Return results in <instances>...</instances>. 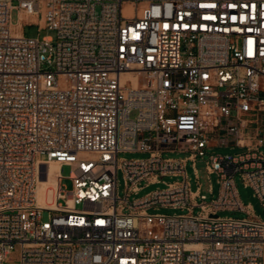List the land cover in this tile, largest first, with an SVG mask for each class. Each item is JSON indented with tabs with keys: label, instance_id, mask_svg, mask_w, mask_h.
<instances>
[{
	"label": "built area",
	"instance_id": "2783aa9c",
	"mask_svg": "<svg viewBox=\"0 0 264 264\" xmlns=\"http://www.w3.org/2000/svg\"><path fill=\"white\" fill-rule=\"evenodd\" d=\"M216 147L243 152L207 157ZM51 163L53 208L37 193ZM161 176L183 180L130 202ZM237 177L264 207V0H0V264H264ZM159 206L188 213H148Z\"/></svg>",
	"mask_w": 264,
	"mask_h": 264
},
{
	"label": "rangeland",
	"instance_id": "374dc122",
	"mask_svg": "<svg viewBox=\"0 0 264 264\" xmlns=\"http://www.w3.org/2000/svg\"><path fill=\"white\" fill-rule=\"evenodd\" d=\"M127 14L130 15L131 13L129 10H126ZM12 21L14 24H17L19 22V14L18 11L15 10L12 12ZM26 33L30 35H37L39 34L40 37H54L55 38V32L49 31V30H43L40 33H38V27H27ZM63 80H60L61 87L63 86ZM243 150L235 149V148H212L207 151V157L211 155H234L236 153H241ZM191 154L190 153H167L164 155L165 158H187ZM150 155L148 153H133V152H125L120 153L119 157L121 159L125 160H136V159H147ZM206 159L201 160L198 159V162L196 163V169L198 171L199 175V183L202 185V192L201 194L207 195L208 201L210 202L213 199H216L219 195V188L220 185L218 183V177L216 174L209 175L206 171ZM72 168L70 166H63L61 168V174L66 179L63 180V187L66 190H71L73 188V183L71 180L68 179V177L71 175ZM186 172L189 179V182L191 184L192 191H197L198 184L197 179L195 176V170L193 167V163L190 161L186 165ZM159 182L147 184L146 182H143L140 184V187H142L141 190L138 192L132 193L130 195V202H133L138 199H142L146 197L148 194L153 193L155 191L164 190L167 188L168 184L174 183L176 181H182V177H172V176H161L158 178ZM210 185H212L213 188V194L209 193ZM236 185L238 189L239 196L242 200V203L245 206H251L253 209L254 214L257 216L258 219L264 221V207L262 206L260 200L255 195V192L253 189L249 187H245L243 184V181L240 179V177L236 178ZM125 179L124 175L121 171L118 172V195L119 197L123 198L125 197ZM201 212V208L198 207L194 210L195 215H199ZM148 213L150 214H163L167 216H175V215H182L187 214V209H173V208H165V207H152L148 210ZM220 217L222 218H235V219H244L248 217L246 212L243 211H221L219 213ZM49 218V213L44 212L43 214V220L46 221ZM8 264H18V253L14 252L9 260Z\"/></svg>",
	"mask_w": 264,
	"mask_h": 264
},
{
	"label": "bare ground",
	"instance_id": "6f19581e",
	"mask_svg": "<svg viewBox=\"0 0 264 264\" xmlns=\"http://www.w3.org/2000/svg\"><path fill=\"white\" fill-rule=\"evenodd\" d=\"M34 21L36 18H32ZM134 82L137 83L138 79L135 78ZM60 166L56 163L50 164V177L49 179H40L39 187L37 190L38 199L42 206L53 208L55 204V199L52 196V191L56 188L57 179L56 177L59 175Z\"/></svg>",
	"mask_w": 264,
	"mask_h": 264
}]
</instances>
